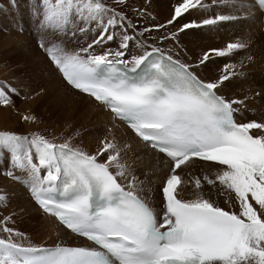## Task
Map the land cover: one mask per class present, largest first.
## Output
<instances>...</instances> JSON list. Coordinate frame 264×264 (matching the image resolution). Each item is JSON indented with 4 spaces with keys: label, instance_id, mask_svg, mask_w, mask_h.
<instances>
[{
    "label": "snow or ice",
    "instance_id": "1",
    "mask_svg": "<svg viewBox=\"0 0 264 264\" xmlns=\"http://www.w3.org/2000/svg\"><path fill=\"white\" fill-rule=\"evenodd\" d=\"M228 2L243 7L246 0ZM41 3L39 30L49 35L39 47L66 86L102 106L113 127L123 122L145 148L167 161L168 173L157 215L138 194L143 181L121 156L130 143L105 136L92 155L43 135L0 133V153H10L4 174L24 183L43 213L93 245L25 246L20 242L24 234L8 226V216L0 221V233L7 237L0 236V264H264V121L238 122L236 114L248 107L246 98L219 94L226 82L242 75L236 65L226 64L215 81L200 79L194 70L213 55L222 58L246 49L249 42L210 49L189 65L159 47L148 50V34L191 11L207 10L205 0H180L166 25L142 28L132 17L154 19L151 0L142 6L135 0ZM258 4L264 11V0ZM235 19L217 15L202 25ZM199 27L184 23L161 39L178 43L179 32ZM81 40L83 46L67 48V42ZM132 46L142 54L128 59ZM13 95H19L16 88L0 84V107H14ZM196 169L201 175L193 174ZM186 189L191 198H185ZM219 197L227 208L219 205Z\"/></svg>",
    "mask_w": 264,
    "mask_h": 264
},
{
    "label": "bare ground",
    "instance_id": "2",
    "mask_svg": "<svg viewBox=\"0 0 264 264\" xmlns=\"http://www.w3.org/2000/svg\"><path fill=\"white\" fill-rule=\"evenodd\" d=\"M105 1H110L111 3V0ZM216 1L221 0H205V3L211 4ZM173 4L174 3H171V0H151L149 12L156 14L160 20L166 22L172 17L174 8L177 5ZM139 5H143V0H139ZM21 10L22 9H18L17 7V11L16 9L14 10V12L16 11L15 16H22L24 11ZM203 16L205 19L212 18V14H210L208 10H194L180 18V20L171 25V27L175 28V31H177L180 25L184 23L194 21L198 24H201L204 20L202 19ZM258 21L259 17L255 16L250 21H242L237 24L240 29L247 27L250 31H255L257 35L254 36H258L259 38L256 43L257 47L252 49L253 55H255L256 59L255 62L247 68L249 71L248 79L243 81H239L237 79L230 80L226 82L224 87L219 90L222 94L227 95V97L230 99L238 98L239 91L246 89H250L254 96L256 91H260V97H255V100L251 102V104L254 108L261 110V108L264 106V43L258 45L259 42L263 41V37L259 31L260 25L257 24ZM182 33H184V40L181 41L183 42V45L188 46L183 47L186 50V54L180 50L182 48L179 47L177 42H174L171 39L162 42L161 45L166 50L171 48L170 52L165 54L171 55V53L174 52V55L177 54L182 58L181 62L184 63L183 60H189L187 61L189 62L187 64L190 65L194 64L204 52L210 49H224L225 44L222 40L232 39L225 32L221 34L222 40H220L216 36L207 33L202 24L199 28L190 29ZM181 41L179 42L181 43ZM111 47H116V44L111 45ZM133 55L137 54L132 53L130 50L129 56L127 58L130 59ZM216 57L217 56L213 55L212 59L207 63L206 66L216 72L213 76V81L222 75L224 68H221L220 65L226 64L228 61V59H225L221 63H217V60H215ZM194 70L203 80L211 81L199 70V68ZM26 106L27 107H23L22 109H26V115L30 117L34 116L35 120H29L27 123L24 120L25 133L17 132L15 130L16 126H14L16 124L19 125L23 115L14 118L12 117L11 113L8 112V109L3 110L1 108L0 133L7 132L12 134H21L24 136L28 134H31L32 136L40 135L41 131L38 130V127L41 126L34 125L32 123L39 120L43 123V125H45L50 122V119L56 117L58 124L55 127L60 128L64 134L66 133V124H71L75 128L74 133L77 135L82 134L83 136L82 139H64L63 141L71 142V144L75 145V147L86 153L92 152L95 154L100 146V141L105 136H107L109 139L115 137V140L118 144H124L125 142L130 143L132 147L126 149L125 152H122L121 156L127 159L129 165L134 167L136 176L140 181H143L142 185H140L141 188L143 187V189L146 190V186L148 185L149 180L152 178H154L158 183H161L167 176V161L162 159L161 156L155 154L153 151L146 150L141 143L131 136L130 132L123 125L116 123V127H113L110 114L105 112L103 107L88 97L76 91L69 90L66 84L60 79L59 75L54 73L52 66L47 68V74L45 76L42 75L38 79L33 100L31 104L26 102ZM10 117H12V119L8 123V119ZM5 127H7V130L4 129ZM109 129H112L111 133H109ZM102 157L103 156L99 157V159ZM102 160H104V157ZM209 171L211 172L212 170ZM19 172L20 171L16 170L15 175ZM193 174L201 175L199 170H193ZM11 180L14 182L12 186L14 199L9 201L4 200L0 206V221H2L5 217L11 216L12 222L9 223L8 226L14 228L20 233H23L25 235V239L23 240L27 242L29 236L35 235L34 239L32 240L33 242L38 244L47 242L48 244L37 247L62 244L71 245L76 243L72 235L64 231L50 216L41 212V210L33 202L29 192H27V190L20 183L13 179ZM7 184L8 183L4 184V186H7ZM139 193L142 194L143 191H139ZM185 198H191L187 189L185 190ZM218 203L226 208L228 207V205L224 203L223 197L218 198ZM26 234H29V236L26 237ZM23 240L22 243H26L23 242Z\"/></svg>",
    "mask_w": 264,
    "mask_h": 264
},
{
    "label": "rangeland",
    "instance_id": "3",
    "mask_svg": "<svg viewBox=\"0 0 264 264\" xmlns=\"http://www.w3.org/2000/svg\"><path fill=\"white\" fill-rule=\"evenodd\" d=\"M179 1L180 0H176V1L171 0V3L173 2L174 4H178ZM105 2L110 3V1H105ZM135 3L139 5V0H135ZM17 7L18 9H22L21 11H24V14L22 16H19V17L15 16ZM15 9L16 11L14 12ZM42 13H43V6L41 3V0H0V84L11 85L12 87L16 88L19 93V95H13L12 97V99L14 100V107H10V108L0 107V108L3 110L8 109V112L11 113L12 117L14 118L20 117V115L27 114V110L22 109V108L27 107L26 102L27 103L29 102V104H31L33 100L34 92L36 90V84L38 82V79L42 75L45 76L47 74V68L51 66L48 60L41 54L37 46L38 42L41 41L42 37H47L49 35L47 31L41 32L39 30V24L42 20ZM151 14L154 17V19L151 17H149V19L147 20H142L138 17H132V18L134 22L137 23L138 28H142L144 26L151 27L157 24H165V25L167 24V21L165 22L163 20H160L156 14L154 13H151ZM129 15H131V13H129ZM202 19H205L204 16L202 17ZM34 22L37 23L38 28L36 27ZM33 25H35V27ZM21 28L23 29V33L20 31ZM36 28L37 30H35ZM14 31H15V34H14ZM174 32H177L175 31V28H172L171 26H167L166 28L162 29L159 32H152L148 34L149 35V40H148L149 49L148 50H150L152 46H155V47L162 48L165 51V53L170 52L171 48L169 50H166L161 45L162 42L169 40V39H161V38L165 35L171 36V34ZM36 33H39V34L36 35ZM183 34L184 33L182 32L178 33L179 39H178L177 44L179 45V47L182 48L180 50L184 52V54H186V50L183 47H188V46L183 45V42H182L184 40ZM17 35L19 38L17 37ZM179 41H181V43ZM67 43L71 46L72 49H76L79 46H83L85 41L81 40L79 44L76 42H67ZM131 52L137 55L142 54V50L137 49L134 46L131 47ZM172 53L171 55H173L174 59H178L182 61V58L179 57V55L177 54L174 55V52ZM183 61L186 64L189 63L187 62L189 60H183ZM206 66L207 65H205L202 69L199 68V70L204 75H206L209 80L213 81L212 79L214 78L213 76L216 72ZM53 71L54 73H56L54 69ZM12 117L8 119V123L11 121ZM38 121L36 122L32 121L33 122L32 124L41 126V127H38V130L41 131L40 135H43L47 137L48 139L53 140L56 143L67 142V141H63L64 139L73 140L74 138H78V139L83 138L82 134L77 135L74 133L75 128L71 124H66L65 134L61 131L60 128L55 127L58 124L56 117L53 119H50L49 120L50 122H48L45 125H43V123L40 121L39 123ZM14 126H16L15 130L17 132L25 133L24 120L21 119V122L19 123V125L16 124ZM7 127H5L4 129L7 130L6 129ZM25 136L31 137L32 135L28 134ZM76 136H80V137H76ZM72 146L75 147V145L73 144ZM88 154L94 155L92 152ZM9 158H10V153H8L6 150L0 153V163H1L0 164V177H2L0 178V195H3L6 198L5 201L14 199V193L12 192V188H13L12 186L14 182L8 176L4 174L5 169L9 167V164H8ZM102 159L103 157L100 158L101 161H103ZM6 183H8L7 186L6 185L4 186V184ZM3 202L4 201H0V206L2 205ZM220 206L224 207L222 205ZM5 235L6 234L0 233V236L4 238H6ZM27 236H29V234H26V237ZM34 237L35 235L29 236L28 240L30 241L27 240L26 242L25 240H23V242H26L23 244L25 246L29 244H31L32 246L48 245L47 242H44V243L41 242L43 244H38V243L33 242L32 240L34 239ZM17 239L19 241V238Z\"/></svg>",
    "mask_w": 264,
    "mask_h": 264
}]
</instances>
